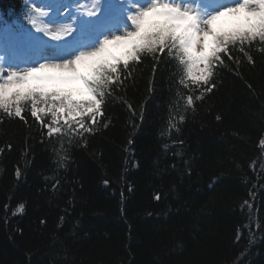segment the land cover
Masks as SVG:
<instances>
[{"label": "trees", "instance_id": "1", "mask_svg": "<svg viewBox=\"0 0 264 264\" xmlns=\"http://www.w3.org/2000/svg\"><path fill=\"white\" fill-rule=\"evenodd\" d=\"M261 49L229 45L209 85L145 51L95 122L0 108V264H264Z\"/></svg>", "mask_w": 264, "mask_h": 264}, {"label": "snow or ice", "instance_id": "2", "mask_svg": "<svg viewBox=\"0 0 264 264\" xmlns=\"http://www.w3.org/2000/svg\"><path fill=\"white\" fill-rule=\"evenodd\" d=\"M99 2L96 0V4ZM134 3L135 10L130 11L119 29L100 30L99 20L86 19L80 25L81 32L88 37L85 43L72 49H52L33 60L35 66L4 75V58L0 57V108L22 118L19 105L30 101L33 117L44 111L37 108L41 104L49 106V111L54 109V117L63 115L65 124L70 117L83 118L86 114H91L95 122L105 93L119 80V67L127 69L145 51L163 52L171 46L185 74L193 82L209 85L212 69L220 61V54L228 52L229 45L243 46L257 39L264 42V0H223L211 8L204 0H134ZM87 15L95 16L96 11L89 9ZM129 27L135 30L127 31ZM121 29L124 34H116ZM74 31L71 26L61 30L66 44H77L79 38L72 35ZM61 33L47 34L59 39ZM35 39L39 38H25L18 47L29 50ZM195 69L203 75H193ZM212 87L205 90L211 91ZM188 103H192L191 96ZM78 126L83 128L82 124ZM47 127L49 133L60 131Z\"/></svg>", "mask_w": 264, "mask_h": 264}, {"label": "rangeland", "instance_id": "3", "mask_svg": "<svg viewBox=\"0 0 264 264\" xmlns=\"http://www.w3.org/2000/svg\"><path fill=\"white\" fill-rule=\"evenodd\" d=\"M114 1V0H112ZM71 3V5L69 4ZM29 3L32 8V16H31V22L37 21L42 22L41 26H37L41 29L45 30H51L54 31V33H61V30L65 27L71 26L75 31L72 33L73 36L77 37L76 34V25L73 23L72 19H77L79 21H82L85 19L88 13V10L91 9L94 11L95 8H93V5H96V0H29ZM127 7H136V4L134 3V0H127ZM70 5V7L68 6ZM67 6V7H66ZM62 7V10L60 9ZM78 7V8H77ZM72 9L74 13L71 15L64 14L65 10ZM101 10V9H100ZM39 12L43 13L42 16L39 15ZM89 17V16H88ZM111 20L110 18L106 19L103 23H109ZM35 24V23H34ZM33 24V25H34ZM12 27H8L6 30L8 34L6 36L0 35V46L3 47V49L0 51V57H3V66L5 68L4 75H7L9 71L15 70L19 71V69H16L15 67L11 66L12 63H10V59L13 60L15 55V51L13 49H16L18 46L19 41H14L12 37L14 36V31L11 29ZM56 28V30H54ZM100 30H104L103 27L99 26ZM12 31V33H10ZM48 31V32H49ZM127 31H133L132 27L127 28ZM37 33V30H34V34ZM39 36H44L38 31ZM116 34H124V29H121ZM20 33H17L14 39L19 38ZM45 37L49 38V36ZM65 37H63L61 33V38H52L51 41L46 40H38V43L36 40L31 41V46H33L32 55L36 58H38L41 55H47L48 52H50L52 49L55 48H67L72 49L75 46H79L78 42L77 44L73 45L72 43H65ZM70 40V38H68ZM24 48L19 47L18 54L21 56L23 54ZM18 59V58H17ZM43 62V61H42ZM7 63H10L9 66H7ZM31 66H35L32 64ZM29 67V66H27ZM198 69H195L193 73H195Z\"/></svg>", "mask_w": 264, "mask_h": 264}, {"label": "bare ground", "instance_id": "4", "mask_svg": "<svg viewBox=\"0 0 264 264\" xmlns=\"http://www.w3.org/2000/svg\"><path fill=\"white\" fill-rule=\"evenodd\" d=\"M28 61V59H26V60H24V62H27ZM264 237V234H263V236H262V238Z\"/></svg>", "mask_w": 264, "mask_h": 264}]
</instances>
